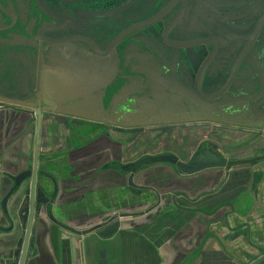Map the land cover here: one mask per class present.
Here are the masks:
<instances>
[{
	"label": "flooded vegetation",
	"instance_id": "af4514ba",
	"mask_svg": "<svg viewBox=\"0 0 264 264\" xmlns=\"http://www.w3.org/2000/svg\"><path fill=\"white\" fill-rule=\"evenodd\" d=\"M102 72L103 112L124 90L131 98L152 99L157 85L168 95H186V109L201 104L220 120L254 129L191 121L121 131L56 113L81 109L86 100L94 105ZM0 112L33 122L35 136V114L41 113V129L51 126L53 142L62 125L72 129L66 137L83 143L100 134L116 140L115 133L145 137L161 129L177 132L175 146L148 158L180 161L210 150L224 159L214 128L245 129L264 140V0H0ZM81 112L98 117L96 110ZM193 127L210 131L199 139L187 135ZM53 155L41 159L40 150L38 165L44 161L46 169L61 172L55 157L67 152L52 161Z\"/></svg>",
	"mask_w": 264,
	"mask_h": 264
},
{
	"label": "crops",
	"instance_id": "0c3cea01",
	"mask_svg": "<svg viewBox=\"0 0 264 264\" xmlns=\"http://www.w3.org/2000/svg\"><path fill=\"white\" fill-rule=\"evenodd\" d=\"M7 114L0 112V264H19L24 240L19 213L28 204L29 182L15 189L14 180L32 170L36 136L30 122ZM70 130L64 125L59 129L62 135ZM41 131L43 159L54 154L50 149L54 142L50 126ZM91 138L83 143L60 137L56 144L67 152L61 172L46 169L44 161L40 164L45 176L39 177L37 188L47 205L36 216L25 264H250L264 255L263 147L238 159L228 154L221 159L212 151L223 163L202 169H190L200 165L195 161L201 153L195 159L148 162L136 171L138 186L132 188L127 183L130 171L119 170L124 158L118 156V141L103 134ZM152 143L154 139L146 147L152 148ZM148 157L124 165L134 166ZM160 164L168 167L150 170ZM148 178L156 183L146 182ZM102 203L111 209L104 217L89 211ZM72 205L79 212L69 210ZM135 206L143 209L139 212Z\"/></svg>",
	"mask_w": 264,
	"mask_h": 264
},
{
	"label": "water",
	"instance_id": "95a60500",
	"mask_svg": "<svg viewBox=\"0 0 264 264\" xmlns=\"http://www.w3.org/2000/svg\"><path fill=\"white\" fill-rule=\"evenodd\" d=\"M101 80L97 81L96 88H99V96L96 97V103L94 105H90L89 100H86V104L79 108H67V111H56L57 114L60 115H67L71 117L77 118H85L97 122H104L105 124H111L116 126L121 131L129 130V129H145V128H152V127H160V126H167L172 124H184L186 122L197 121V122H215L217 124H229L232 126H238L241 128H249L254 129L251 126L245 127L241 123L232 122L230 120H220L217 117L211 115V111L207 110L206 107L198 104L195 106V110L190 107L186 109L183 105V99L189 102V99L186 95L176 96V95H168L162 92V88L155 85V88L152 99L148 98H138L134 97L131 98V94L129 91L124 90L121 94L117 95L113 99V107L112 110L104 111L100 107V99L104 94V90L106 88V78L104 73L101 74ZM99 84V85H98ZM95 88V89H96ZM161 88V89H160ZM87 95V94H86ZM101 95V96H100ZM87 98V96H86ZM130 104V105H129ZM77 106V105H75ZM83 108V109H82ZM81 110L85 113H91L96 110L98 113V117H91L84 115ZM106 113V115H105ZM225 116V113H223ZM37 117V128H36V150H35V157L33 168L30 171H26L21 173L19 176L15 178V189L20 187L24 182L28 184L29 182V189L26 191V199L28 201L27 206L20 211L19 215L22 218L23 225L22 228L24 229V240L22 244L21 256L19 259V264H25L27 253L29 246H31L32 236L35 234L34 232V224L36 221V216L40 215L43 211V207L47 205L46 196L37 188L38 180L40 176H45L41 171H39V154H40V138H41V113L35 114ZM190 115L192 117L188 118ZM202 155V156H201ZM206 155V157H205ZM201 158V160H199ZM199 158L195 161L196 164H200L196 167L190 169H202L211 166H215L217 164H221L222 160L217 156L212 154V151H204V153L200 154ZM172 161L176 162L173 159L167 157H154L148 158L144 161L139 162L137 165H130L127 166L125 169L130 171V176L128 180V184L132 188H136L137 186L133 183L135 173L140 167L148 162H162V161ZM217 162V163H216ZM223 163V162H222ZM179 166L183 168H188L187 166L179 163ZM14 190V189H13ZM13 190L8 194L6 197L7 199L12 194ZM128 215L121 214V218H125ZM117 217H114L116 219ZM51 220L55 224H59L53 217ZM113 220V219H112ZM104 225H96L91 229L82 231L80 234L85 235L90 232H94L98 229H101ZM250 264H264V255L255 259Z\"/></svg>",
	"mask_w": 264,
	"mask_h": 264
},
{
	"label": "rangeland",
	"instance_id": "374dc122",
	"mask_svg": "<svg viewBox=\"0 0 264 264\" xmlns=\"http://www.w3.org/2000/svg\"><path fill=\"white\" fill-rule=\"evenodd\" d=\"M27 123H29V122H27ZM30 124H31V126H34L33 122H30ZM208 131H210L209 128L207 129V128H203V127H197V128L192 129L187 135L191 134L193 137L197 136V138L199 137V139H200V136H203L205 134V132L207 133ZM214 132H217V134L215 135V138L219 141V142H216V141H214V142L216 144H218L222 148V150L224 149L226 151V153L229 156H231L232 159H238V157H240L241 155L250 154L249 152H251L254 149H257V151H261L262 147L264 148L263 138H261L256 133L249 132L248 130H245V129H235V128L224 129L222 127L221 128L217 127V128H214ZM137 133H139V132L135 131L133 133L134 134L133 136H130L126 139L123 138L124 134H117V133L113 134L116 137V140L118 141V145H117L119 147L118 156H119V158H124V159L120 160L121 163H120L119 170L121 172H123V169H124L123 166H125L124 164L127 163L128 161L134 162L139 156H140V158L141 157L143 158V157L150 156V155H156L155 152L160 151L158 149L164 150L165 148H167L169 146L174 147L175 145L173 143L174 142L173 139L175 137H177V134H176L177 132L171 134V133H168L165 131V133L164 132L161 133V129H154V130H152V132L146 133L145 137L139 136V135H137ZM56 134L58 137L55 139L54 145L50 147L51 152L53 151V153H54V156H56L57 153L62 151V149H63L62 147L58 146V144H56V143H58V140L60 139V137L63 136V141L65 140V137H66L65 135H62V132H60V131H58ZM53 135H54V133H53ZM86 139L90 140L92 138H86ZM122 139H124L123 142L121 141ZM153 139L155 140V143H152L154 146L152 148L146 147V144ZM156 141H158V142H156ZM179 141H180V143H185V144L189 142L188 140H186V142H185L184 139H181ZM142 153H144V154H142ZM152 153H155V154H152ZM50 154L51 153H49V155ZM185 156L186 155H184L183 157H185ZM56 159H58V160H56ZM55 160H56L55 161L56 163H61V161H62V159L60 157H55ZM125 161H127V162H125ZM60 165L61 164H59V166ZM167 167L168 166L160 164V165H155V166L150 167L151 168L150 170H155L156 168H167ZM152 177L155 178L154 176H152ZM153 178H148L149 181L147 180L146 182L156 183V182H154ZM103 180H99V182L100 181L102 182ZM156 180L158 181L157 178H156ZM212 182L210 184H212ZM158 184H160L159 181H158ZM73 198H75V197H73ZM73 200H75V199H73ZM122 204H124V203H122ZM68 209L71 210L72 212L73 211L79 212L78 208L75 205H72L71 208H68ZM109 209H110V207L108 206L107 203L106 204L102 203L100 206L95 207V209H94L95 211L92 209H89V211L91 210V213L99 214V215L104 217V215L107 214ZM133 209L138 210L140 212L143 209V207L135 206V207H133ZM72 216L78 217L76 214H70L69 215L70 218ZM105 224H109V223L107 222ZM105 224H104V226H106Z\"/></svg>",
	"mask_w": 264,
	"mask_h": 264
}]
</instances>
